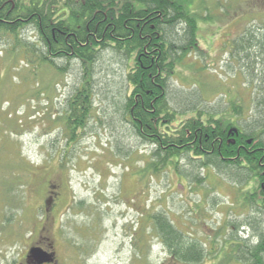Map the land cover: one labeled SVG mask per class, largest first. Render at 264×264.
I'll list each match as a JSON object with an SVG mask.
<instances>
[{
  "label": "rangeland",
  "instance_id": "374dc122",
  "mask_svg": "<svg viewBox=\"0 0 264 264\" xmlns=\"http://www.w3.org/2000/svg\"><path fill=\"white\" fill-rule=\"evenodd\" d=\"M181 1L198 15V49L175 65L170 106L228 118L230 102L241 100L237 123L262 131L264 60L254 65L244 52L232 54L246 29L264 33V0ZM182 27H175L181 38ZM40 55L30 27L18 41L0 37V264L23 263L36 241L52 246L53 264H177L146 224L161 209L179 231L206 242L215 260L226 255L230 235L256 240L245 216L261 228L264 216L241 206L243 187L228 175L184 157L178 170L146 169L152 147L135 135L124 111L131 59L107 47L90 65L56 59L57 66L47 67ZM87 78L91 110L82 128L65 126L58 118L66 100ZM49 182L59 195L44 213ZM215 260L210 255L189 264Z\"/></svg>",
  "mask_w": 264,
  "mask_h": 264
},
{
  "label": "trees",
  "instance_id": "16d2710c",
  "mask_svg": "<svg viewBox=\"0 0 264 264\" xmlns=\"http://www.w3.org/2000/svg\"><path fill=\"white\" fill-rule=\"evenodd\" d=\"M197 16L181 0H0V37L18 41L25 28H32L41 49L39 64L47 67H55L56 59L90 65L107 47L131 59L126 74L131 89L124 111L135 135L152 147L146 169L154 173L178 170L183 157L202 169L210 167L243 187L242 207L255 208L264 216V129L255 133L237 123L235 115H242L243 102H230L233 116L228 118L196 107L188 111L181 107L183 111L178 112L169 104V79L178 59L198 49ZM179 24L182 38L175 33ZM258 32L246 29L233 42L232 55L244 52L251 64L262 63L264 33ZM176 37L179 45L172 41ZM89 85L87 78L66 100L63 116L58 118L65 126L83 127L82 120L91 110ZM58 195L56 182H49L44 213L55 205ZM245 217L256 231V240L249 242V236L236 240L230 235L224 239L229 240L228 251L219 260L200 237L179 231L162 209L150 213L146 224L177 264L199 263L210 255L214 264H264V223L261 228L253 217ZM46 226L41 225V230ZM209 244L214 250V240ZM51 248L48 244L46 251L51 253ZM25 263L32 264L27 258Z\"/></svg>",
  "mask_w": 264,
  "mask_h": 264
},
{
  "label": "water",
  "instance_id": "95a60500",
  "mask_svg": "<svg viewBox=\"0 0 264 264\" xmlns=\"http://www.w3.org/2000/svg\"><path fill=\"white\" fill-rule=\"evenodd\" d=\"M27 258L34 260L37 264L50 263L53 261V253H48L38 246L28 249Z\"/></svg>",
  "mask_w": 264,
  "mask_h": 264
},
{
  "label": "flooded vegetation",
  "instance_id": "af4514ba",
  "mask_svg": "<svg viewBox=\"0 0 264 264\" xmlns=\"http://www.w3.org/2000/svg\"><path fill=\"white\" fill-rule=\"evenodd\" d=\"M32 246H39L40 248H42L43 250H45L46 251V247L47 246H43L41 243H39V242H34V244L32 245ZM31 246V247H32ZM28 251V250H27ZM27 254V253H26ZM25 254V255H26ZM26 257V256H25ZM31 262H32V264H37V263H35V261L34 260H31V259H29ZM55 262V259H53V261L51 262V263H44V264H53ZM21 264H25V261L23 262V263H21Z\"/></svg>",
  "mask_w": 264,
  "mask_h": 264
}]
</instances>
